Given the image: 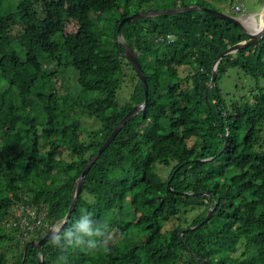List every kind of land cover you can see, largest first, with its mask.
<instances>
[{
  "label": "trees",
  "instance_id": "16d2710c",
  "mask_svg": "<svg viewBox=\"0 0 264 264\" xmlns=\"http://www.w3.org/2000/svg\"><path fill=\"white\" fill-rule=\"evenodd\" d=\"M133 1L0 0V264H39L31 242L63 223L88 161L144 103L121 43L147 102L93 163L66 225L90 214L113 240L106 253L49 240L42 264H264V36L221 59L205 100L214 62L247 36L202 11L127 22L117 36L121 13L99 29ZM230 70L247 79L231 97L220 87ZM63 76L74 82L53 91ZM124 82L135 85L123 104Z\"/></svg>",
  "mask_w": 264,
  "mask_h": 264
},
{
  "label": "rangeland",
  "instance_id": "374dc122",
  "mask_svg": "<svg viewBox=\"0 0 264 264\" xmlns=\"http://www.w3.org/2000/svg\"><path fill=\"white\" fill-rule=\"evenodd\" d=\"M184 3L186 5L196 6V7H202L207 8L209 10H213L220 13H225L227 15L236 17L239 19L243 26L245 27L247 32H251L259 27V14L261 13L264 5V0H136L133 1L129 6H123L121 5L119 10H116L110 14L103 15V21L98 25L99 29H106L108 30L110 28V23L108 21V18L112 17H118L121 13H126L128 16H134L137 14H143V13H152V12H160V11H168L171 9H174V3ZM113 7L114 4H111ZM188 6V7H191ZM239 7L240 11L235 12L234 8ZM257 20V23L253 20V17ZM148 17H155V16H148ZM147 18V17H146ZM79 20L81 23L86 22V18L84 16H79ZM77 26L76 23H71L66 28V34L72 33L76 30ZM120 42H123L122 38L120 37ZM191 72L189 67L186 68H179V74L181 78H186V76ZM132 73V72H131ZM129 73L130 76L132 74ZM69 79V76L66 78L63 76L60 79H56V82L54 83L53 91H57L59 93H65L67 89L70 88L73 80L67 81ZM247 79L236 75V70H230L226 77H224L220 82V87L223 90V93L226 94L229 92V97L232 96V89H234L235 85H244ZM135 82L132 84L123 83L121 86V89L118 91L117 99L119 103H125L128 99V97L131 95L133 88H134ZM185 86V85H184ZM93 121L83 122V125L87 129H95L98 127L97 123H92ZM163 178H166V173L163 174ZM187 220H190V215ZM189 222V221H188ZM58 227V226H56ZM159 238L156 237L152 243L153 245H158Z\"/></svg>",
  "mask_w": 264,
  "mask_h": 264
},
{
  "label": "water",
  "instance_id": "95a60500",
  "mask_svg": "<svg viewBox=\"0 0 264 264\" xmlns=\"http://www.w3.org/2000/svg\"><path fill=\"white\" fill-rule=\"evenodd\" d=\"M192 11H202L205 12L215 18L221 19V20H225L235 26H237L238 28L241 29V31L247 36V39L245 41H242L238 44L233 45L232 47L228 48L227 50H225L224 52H222L217 60L214 62L213 66H212V74H211V79L210 82L205 90L204 93V98L206 100L207 98V94L208 91L214 86V82L216 79V68L217 65L219 64V62L221 61V59L229 54H234L236 53L238 50L246 47V46H252V45H258L260 43V40L263 38L264 36V5H263V9L260 13V20H261V25L259 28L254 29V31L251 32H247L245 27L243 26V23L237 19L236 17L227 15L225 13H220V12H216L213 10H209L207 8H202V7H196V6H191V7H186V8H174L168 11H160V12H152V13H143V14H137L134 16H130V17H126L123 18L120 22V24L118 25L117 28V36H118V32L120 27L127 22H132V21H137L143 18H146L148 16H160V15H175V14H180V13H185V12H192ZM122 47H123V57L127 60V62L130 64V66L133 68V70L135 71V73L138 76V79L140 81V84L143 87L144 90V103L142 105H138L135 106L128 114H126L124 116V118L117 124V126L114 128V130L112 131V133L107 137V139L105 140V142L103 143V145L99 148V150L93 155V157L88 161V163L86 164L85 168L83 169L81 175L78 177V179L75 182V186L73 189V193L71 196V202L69 205V209L67 214L65 215V218L63 220V223L65 222V220L68 221L74 207L75 204L77 202V199L79 197L85 176L87 175V173L89 172L90 168L92 167L93 163L95 162V160L101 155V153L110 145V143L115 139V137L117 136V134L119 133V131L122 129V127L134 116H136L141 110H143L145 108L146 102H147V93H148V87L146 84V79H145V75L143 70L141 69V66L138 62L137 56L134 53V51L126 44V43H121ZM206 105H208V103L206 102ZM227 138L228 136H225V142L224 145L221 149L220 152L224 151L225 147H226V143H227ZM167 188H169V182L167 183ZM191 195H204V194H191ZM215 208V207H213ZM211 209L208 210L206 217L204 218V220L198 224L195 227L189 228L187 231H193L195 229H197L199 226L203 225L204 223H206L208 221V219L211 217ZM53 228V227H52ZM49 229V231L46 233V235L39 240L38 242H31V245L36 246L37 250H38V262L39 264H42V260H41V248L43 247V245L48 242L50 240V235H51V229ZM182 234V232L180 233V235Z\"/></svg>",
  "mask_w": 264,
  "mask_h": 264
},
{
  "label": "clouds",
  "instance_id": "9594fccd",
  "mask_svg": "<svg viewBox=\"0 0 264 264\" xmlns=\"http://www.w3.org/2000/svg\"><path fill=\"white\" fill-rule=\"evenodd\" d=\"M253 18L257 23L255 17ZM258 21L260 27V14ZM66 225H68L67 220H65L64 224L58 227L54 226L51 229L49 242L53 246L64 251L79 249L86 253H94L101 250L106 253L109 251V243L113 240V236L107 224L95 220L90 214H83L70 226ZM58 261L66 264L67 257L61 255L58 257Z\"/></svg>",
  "mask_w": 264,
  "mask_h": 264
},
{
  "label": "built area",
  "instance_id": "2783aa9c",
  "mask_svg": "<svg viewBox=\"0 0 264 264\" xmlns=\"http://www.w3.org/2000/svg\"><path fill=\"white\" fill-rule=\"evenodd\" d=\"M236 12H239L240 11V8L239 7H235L234 9Z\"/></svg>",
  "mask_w": 264,
  "mask_h": 264
},
{
  "label": "bare ground",
  "instance_id": "6f19581e",
  "mask_svg": "<svg viewBox=\"0 0 264 264\" xmlns=\"http://www.w3.org/2000/svg\"><path fill=\"white\" fill-rule=\"evenodd\" d=\"M253 20H254V18H253ZM257 28H258V26H257ZM254 31V30H253Z\"/></svg>",
  "mask_w": 264,
  "mask_h": 264
}]
</instances>
